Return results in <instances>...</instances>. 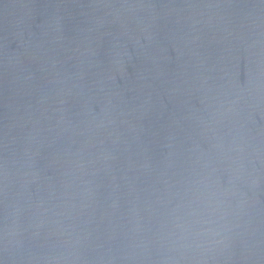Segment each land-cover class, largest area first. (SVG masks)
Wrapping results in <instances>:
<instances>
[{"label": "water", "instance_id": "obj_1", "mask_svg": "<svg viewBox=\"0 0 264 264\" xmlns=\"http://www.w3.org/2000/svg\"><path fill=\"white\" fill-rule=\"evenodd\" d=\"M0 264H169V0H0ZM170 264H264V0H170Z\"/></svg>", "mask_w": 264, "mask_h": 264}]
</instances>
